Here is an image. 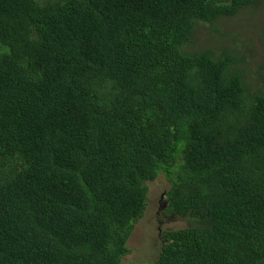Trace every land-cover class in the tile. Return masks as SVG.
Wrapping results in <instances>:
<instances>
[{
	"label": "trees",
	"instance_id": "16d2710c",
	"mask_svg": "<svg viewBox=\"0 0 264 264\" xmlns=\"http://www.w3.org/2000/svg\"><path fill=\"white\" fill-rule=\"evenodd\" d=\"M256 5L0 0V264L135 260L159 173L186 225L140 264H264V74L186 50Z\"/></svg>",
	"mask_w": 264,
	"mask_h": 264
},
{
	"label": "rangeland",
	"instance_id": "374dc122",
	"mask_svg": "<svg viewBox=\"0 0 264 264\" xmlns=\"http://www.w3.org/2000/svg\"><path fill=\"white\" fill-rule=\"evenodd\" d=\"M39 1L42 3L45 0ZM224 49L232 52L236 58L239 56L244 60L241 62L237 58L235 68L245 74L248 86L255 88L261 82L259 74H264V0H257L256 6L247 7L239 14L221 18L213 24L199 22L192 43L186 47L188 52L211 51L216 58ZM153 182L155 185L149 186L150 212H145L143 219L137 224L138 233L132 235V242L128 244V255L135 260H127V264L154 260L163 243L158 233L186 225L184 217L172 219L162 213L165 209L162 205L166 207L167 199L160 200V194L170 187L164 174L159 173L146 185Z\"/></svg>",
	"mask_w": 264,
	"mask_h": 264
},
{
	"label": "flooded vegetation",
	"instance_id": "af4514ba",
	"mask_svg": "<svg viewBox=\"0 0 264 264\" xmlns=\"http://www.w3.org/2000/svg\"><path fill=\"white\" fill-rule=\"evenodd\" d=\"M165 183V182H164ZM153 185H155V182H153V183H149V185L148 186H153ZM165 192V193H164ZM166 190H164L161 194H160V200H162V199H164V197H165V194H166ZM147 195L149 196V189H148V192H147ZM152 201H154V200H152ZM149 203H150V198H149ZM146 209V212H150V204H148L146 207H145ZM162 208H165V206H163L162 205ZM165 210V209H164Z\"/></svg>",
	"mask_w": 264,
	"mask_h": 264
},
{
	"label": "clouds",
	"instance_id": "9594fccd",
	"mask_svg": "<svg viewBox=\"0 0 264 264\" xmlns=\"http://www.w3.org/2000/svg\"><path fill=\"white\" fill-rule=\"evenodd\" d=\"M151 181H153V180H151ZM151 181H149V182H151ZM165 199V198H164ZM160 252H161V250H160Z\"/></svg>",
	"mask_w": 264,
	"mask_h": 264
}]
</instances>
